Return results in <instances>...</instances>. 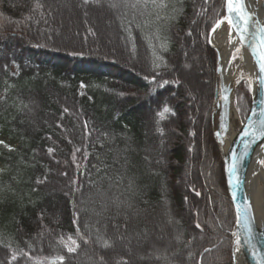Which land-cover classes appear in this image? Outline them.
<instances>
[{"label":"trees","instance_id":"trees-1","mask_svg":"<svg viewBox=\"0 0 264 264\" xmlns=\"http://www.w3.org/2000/svg\"><path fill=\"white\" fill-rule=\"evenodd\" d=\"M72 1L110 13L119 49L102 45L88 16L63 40L58 0L36 10V0H0V136L14 143L0 144V264L61 255L64 264L95 255L132 264L123 244L164 229L168 247L136 264H231L235 220L213 137L217 65L207 41L222 0H169L144 18L117 0ZM186 48V66L208 68L195 114L181 88L193 90L180 67ZM251 100L240 81L242 120ZM68 236L73 253L58 243Z\"/></svg>","mask_w":264,"mask_h":264},{"label":"water","instance_id":"water-1","mask_svg":"<svg viewBox=\"0 0 264 264\" xmlns=\"http://www.w3.org/2000/svg\"><path fill=\"white\" fill-rule=\"evenodd\" d=\"M262 8H264V1L262 3ZM225 9H226V5L224 0H222L220 20L224 19L226 15ZM247 12L252 15L253 20L258 22L259 26H264V24L259 23L257 16L255 13H253V11L249 12L247 10ZM256 27L257 24L249 25V30H250V35L248 36L249 44L255 38ZM232 31L236 36L240 51H245L247 55L251 58L258 75L257 107L255 108L254 111L253 109L254 98L252 95L250 110L244 122H241L239 124L238 130L229 140L228 146L226 148H222L217 142V133L220 132V130L225 132L229 127L230 105L233 101V94H232V90L228 89V87L226 86V83L222 78V76H220L218 58L216 52L214 51V54L216 56V65H217L216 72L218 75V89L215 93L216 109L220 110V114L218 115L217 129L214 132V141L216 143L217 149L220 154L225 188L227 191L229 201L232 206L234 220H235L234 228L231 233L232 236L231 263L235 264L234 246L235 243H238L242 251V254L244 255L248 264H264V222H261L260 224L256 223L252 215V210H251L250 201L248 199V195L242 184L243 175H244V166L248 157H250L253 150L257 146L264 143V137H259L258 135L260 121L261 119H264V117H261V115H259L261 111L262 101H264V89H262L259 84V80L262 78V74L259 72V69L252 57L249 47L246 45H241L239 36L236 34L235 29H233ZM208 44H209V36H208ZM217 98H219L218 99L219 101H217ZM245 132L249 134L244 135ZM252 133H257L255 139L253 138ZM233 165H235L234 172L232 171ZM238 216L241 217L240 221L237 220ZM249 222L251 227L250 239L248 238V233L245 228V223H249Z\"/></svg>","mask_w":264,"mask_h":264},{"label":"rangeland","instance_id":"rangeland-1","mask_svg":"<svg viewBox=\"0 0 264 264\" xmlns=\"http://www.w3.org/2000/svg\"><path fill=\"white\" fill-rule=\"evenodd\" d=\"M167 2H169V0H155V3H153L152 0H148L147 3H145V0H139V2L138 0H117L115 4L117 8L119 7L120 11H123L124 13H126L127 16L128 14L131 16L139 15L137 17L144 18L147 16L149 17L152 16L153 11H161L158 9H161L163 7L165 8L168 5L166 4ZM161 4L165 6L161 7L160 6ZM56 8H57L58 15L61 17L62 22H63L61 25L62 27L61 29L62 37L61 38L63 40H67V39H70L71 37H75V29H80V25L83 22V18L88 16L89 20L92 23H94L97 29L98 37H100V40L103 41L102 45L106 46V49L110 51L119 49L114 45L115 44L114 42L116 40V32L111 23V18L109 15L110 13L106 9L96 8V9H93L90 13H88V10H86L84 6H82L81 4H75L73 3L72 0H58V4H56ZM76 41L77 40L75 39V41H72L69 43L73 44L75 42L74 44H77ZM190 53L192 54V51L186 48V51H184L182 55V59H181L182 62L180 64V67L183 68V70L186 72L187 75H190V79L185 80L186 78H184V81L188 83V86H190V88H192L193 90L192 92H190L184 85H182L181 88L183 89V91H185L187 95V100H186V104H188L187 108L191 112L192 111L194 112L196 105L198 104V101H197L198 94L204 93L207 87L209 86V85L207 86L208 80H207V76L205 75L208 72V68L206 66L198 68L195 66L197 65V63L195 62L194 64L191 63L192 65L186 66L185 63L188 62V60H191V57L193 56V55H190ZM235 72L237 73V75H236L234 82L232 83V94H233V103L236 108V89L238 88V85H239V83L237 82L245 81L249 85L251 84V80H250V77L247 76V74L245 73L243 69H239L238 67H236ZM216 85L218 87V75L217 74H216ZM250 94H251V90H250ZM251 99H252V96H251ZM215 108L216 107H214V110L212 113L213 137H214V132L217 129V119L215 118L216 117ZM238 115H239L240 121L235 123V130H238L239 123L244 122L239 112H238ZM0 144L4 145L6 149H11L14 147V143L6 139L3 136H0ZM222 174H223V171H222ZM160 233L161 234L157 232L153 235L151 234L150 236H148L149 238L146 237L139 241L133 240V241L123 244L124 246L123 248H126V254H123L120 257H123L126 260L128 259V263H132V264H136L138 262H144V260L147 261L148 254L153 255V253H155V251H157L158 249L161 250L163 247H168L167 245L170 242V232L164 229V231ZM152 240H153V243L151 244L150 242H152ZM154 241H160L162 245L159 244L160 242L158 243L156 242L157 243L156 245ZM119 261L120 260L117 259L116 261H114V264H122ZM50 262L51 260L48 262L40 261L39 264H50ZM86 262H88L89 264H109L108 262H106L105 259L103 260L96 255L89 257V258L87 257Z\"/></svg>","mask_w":264,"mask_h":264},{"label":"bare ground","instance_id":"bare-ground-1","mask_svg":"<svg viewBox=\"0 0 264 264\" xmlns=\"http://www.w3.org/2000/svg\"><path fill=\"white\" fill-rule=\"evenodd\" d=\"M264 0H244L246 10L253 11L256 14L260 24H264ZM223 20V19H222ZM210 47L216 52L220 76L224 79L228 89L232 90L237 73L235 68L243 69L251 80V90L254 98V111L257 107L258 75L251 58L245 51L236 52L239 48L238 41L233 31L229 34V25L226 20L221 23L215 32L211 31L209 35ZM235 56V59H233ZM219 98H217V101ZM220 110L215 109V115L218 122ZM240 118L232 101L230 105L229 127L227 131L217 133V142L222 148L228 146L229 140L236 133L235 123ZM240 124V123H239ZM264 143L257 146L250 157H248L244 166V175L242 184L250 201L252 215L257 224L264 222ZM235 264H248L238 243L234 246Z\"/></svg>","mask_w":264,"mask_h":264},{"label":"snow or ice","instance_id":"snow-or-ice-1","mask_svg":"<svg viewBox=\"0 0 264 264\" xmlns=\"http://www.w3.org/2000/svg\"><path fill=\"white\" fill-rule=\"evenodd\" d=\"M89 0H84V3L87 4ZM139 2V0H138ZM148 0H145V3H147ZM153 3H155V0H152ZM226 5V15L223 20H218L216 24L214 25L212 31L215 32L217 28L220 27L221 23L224 22V20L227 21L229 25V34L231 35V31L235 29L236 34L239 36L241 45H246L249 47L252 57L254 61L256 62V65L259 69V72L262 74V78L259 80V84L262 89H264V26H259L258 22L254 21L252 18V15L247 12L246 6L244 3V0H224ZM161 7L165 6L163 4L160 5ZM43 7L42 4L39 3V0H36V4L33 10H36L37 8ZM251 24H257V27L255 28V38L252 40V42L248 43V36L250 35L249 25ZM240 48L236 49V52H239ZM233 59H235V56H233ZM166 84L167 81H164ZM239 83V81L237 82ZM249 89L251 90V84L248 85ZM169 109L167 107L163 108V113H167ZM261 117H264V101H262L261 104V111L259 113ZM249 133L245 132L244 135H248ZM253 138L255 139L257 136V133H252ZM258 135L259 137H264V119H261L260 121V127L258 129ZM52 149H49V152L51 153ZM79 151V149H77ZM264 163V162H261ZM232 171H235V165H233ZM247 211V209H246ZM237 220L240 221L241 217L238 216ZM197 227H200L197 225ZM245 228L248 233V238L251 237V227L250 222L245 223ZM235 235V234H234ZM77 236H80L79 229H77ZM83 239V237H80ZM68 243L65 242L64 238L61 237L58 240V243L65 247L69 253H73L76 251V248L79 247V245L76 243V241L72 238V236H68L67 238ZM85 243L88 241L85 240ZM69 244L74 246H69ZM103 248L107 249L111 247V242L107 239H103L102 245ZM207 251V249H206ZM24 255H27V253H24ZM13 260L17 259V257L14 255L12 257ZM103 259V258H101ZM65 257L64 256H57L53 257L51 259L50 264H64Z\"/></svg>","mask_w":264,"mask_h":264}]
</instances>
